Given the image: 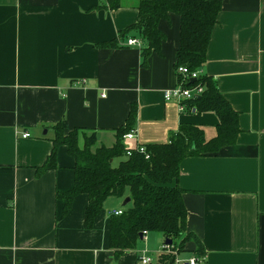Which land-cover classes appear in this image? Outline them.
<instances>
[{"label": "crops", "instance_id": "crops-1", "mask_svg": "<svg viewBox=\"0 0 264 264\" xmlns=\"http://www.w3.org/2000/svg\"><path fill=\"white\" fill-rule=\"evenodd\" d=\"M138 1L109 9L105 0H0V264H142L140 256L156 264L162 255L163 235L146 232L115 258L110 221L122 198H106L90 228L87 194L62 214L57 194L73 188L75 166L65 145L55 168L37 172L55 125L94 134L93 149L110 147L134 103L135 138L122 139L125 147L165 143L184 124L200 127L205 140L216 135L215 112L180 111L163 98L178 84L177 15L159 22L166 39L146 66L141 46L125 43L131 34L118 47L99 46L136 22ZM199 73L238 112L240 132L214 155L181 161L174 183L187 232L201 241L202 264H264V0H222ZM185 247L184 260L195 255L193 242Z\"/></svg>", "mask_w": 264, "mask_h": 264}, {"label": "trees", "instance_id": "trees-1", "mask_svg": "<svg viewBox=\"0 0 264 264\" xmlns=\"http://www.w3.org/2000/svg\"><path fill=\"white\" fill-rule=\"evenodd\" d=\"M105 1L109 9L121 6V0ZM221 4L222 0H139L136 4V22L120 30L116 39L99 43V46L118 47L120 40L131 34L129 38L142 42L141 64L146 66L150 52L160 53L161 45L166 39L165 33L159 28V22L168 19L170 14H175L179 17V47L175 66H185L192 72L201 71L206 62L208 44ZM177 77L179 83L182 77ZM193 80L188 78L184 85H199L202 93L186 101L185 106L196 112L216 113L219 122L216 135L210 140H205L200 127L184 124L170 134L167 142L145 145L148 157L137 150L127 155L122 137L132 130L135 123V103L130 107L126 126L116 129V140L110 147L92 149L96 142L94 134L85 136L84 144L80 147L78 129L65 132L60 123L54 126L52 152L46 162L37 168V172L56 167V149L61 145H65L68 153L74 157L73 188L57 194L64 201L62 214L68 212L75 195L85 193L88 196L85 226L90 228L106 198L114 196L130 199L122 207V214H111L109 247L115 258L125 250L135 248L140 234L143 236L144 232H158L164 239L179 242V248L193 242L194 254L204 255L201 241L187 232V211L182 191L174 182L178 179L180 163L184 158L214 155L223 146L235 144L240 127L238 112L219 91L212 77L199 74ZM115 158H121L117 165H113ZM174 259V255L162 254L156 264H173Z\"/></svg>", "mask_w": 264, "mask_h": 264}, {"label": "built area", "instance_id": "built-area-1", "mask_svg": "<svg viewBox=\"0 0 264 264\" xmlns=\"http://www.w3.org/2000/svg\"><path fill=\"white\" fill-rule=\"evenodd\" d=\"M126 45L130 46V45H140L142 46V42L138 39L135 38H128L125 41ZM176 72L178 75H180L182 77V80L177 84V86H175L172 89L166 90L163 93V98L165 101H174L177 103L180 111H183L186 109L185 106V102L191 99H194L196 96H199L202 93V87L199 85H195L193 87H187L184 85L185 81L189 78V79H197V77L199 76V71H189L185 66H178L176 68ZM82 82V81H79ZM79 82H77L76 84H79ZM29 136V133L25 132L22 134L23 138H26ZM135 138V132L134 130L129 131L128 133H125L122 137V139H126V140H133ZM133 150H137L141 153L146 154V149H145V145L142 144H136L135 146L132 147H126V154L129 155ZM113 215H120L122 214V209H118V210H113L112 213ZM146 234V232L143 233V236ZM169 245H163L162 246V250L164 254L166 252V248ZM168 252V251H167ZM204 256H192L186 260H181L179 258V255H174L175 259H174V263L173 264H181L183 261V264H202L204 262ZM139 261L142 264H152V258L149 256H140L139 257Z\"/></svg>", "mask_w": 264, "mask_h": 264}, {"label": "rangeland", "instance_id": "rangeland-1", "mask_svg": "<svg viewBox=\"0 0 264 264\" xmlns=\"http://www.w3.org/2000/svg\"><path fill=\"white\" fill-rule=\"evenodd\" d=\"M85 136H87V137H89L90 136V133H85L82 137L81 136H79V134H78V144H79V146L80 147H82L83 146V144H84V137ZM92 149H93V145H92ZM120 159L121 158H115V159H113V165H117L118 164V162L120 161ZM172 240V239H171ZM172 244H174V245H172ZM172 244L171 245H169L165 250H166V252L164 253V254H169V255H179L181 252H183V251H185V246L186 245H184L182 248L180 247L179 248V242H174L173 243V241H172ZM181 250V251H180ZM168 251V252H167ZM180 251V252H179ZM153 255V254H152ZM155 258V256L153 257V259ZM179 258L182 260H184V258H182V255H180L179 256ZM181 264H183V261H182V263Z\"/></svg>", "mask_w": 264, "mask_h": 264}, {"label": "water", "instance_id": "water-1", "mask_svg": "<svg viewBox=\"0 0 264 264\" xmlns=\"http://www.w3.org/2000/svg\"><path fill=\"white\" fill-rule=\"evenodd\" d=\"M192 81H194L192 79ZM130 201L129 197H126L122 203L123 206H125L128 202ZM140 239H142V234H140ZM165 245H170L172 243V240L171 239H165L164 241Z\"/></svg>", "mask_w": 264, "mask_h": 264}]
</instances>
